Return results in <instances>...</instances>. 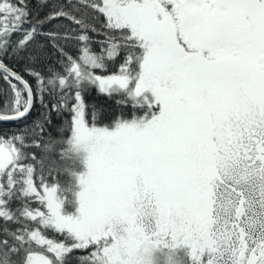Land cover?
<instances>
[{"label": "snow or ice", "instance_id": "snow-or-ice-1", "mask_svg": "<svg viewBox=\"0 0 264 264\" xmlns=\"http://www.w3.org/2000/svg\"><path fill=\"white\" fill-rule=\"evenodd\" d=\"M0 80V264H264V0H0Z\"/></svg>", "mask_w": 264, "mask_h": 264}, {"label": "trees", "instance_id": "trees-1", "mask_svg": "<svg viewBox=\"0 0 264 264\" xmlns=\"http://www.w3.org/2000/svg\"><path fill=\"white\" fill-rule=\"evenodd\" d=\"M3 85V81L2 80H0V86H2ZM100 99L101 100H103L104 99V97H100Z\"/></svg>", "mask_w": 264, "mask_h": 264}]
</instances>
